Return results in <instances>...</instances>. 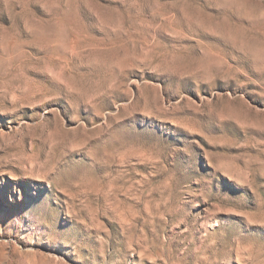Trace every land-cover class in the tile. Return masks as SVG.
Returning a JSON list of instances; mask_svg holds the SVG:
<instances>
[{
	"label": "rangeland",
	"instance_id": "374dc122",
	"mask_svg": "<svg viewBox=\"0 0 264 264\" xmlns=\"http://www.w3.org/2000/svg\"><path fill=\"white\" fill-rule=\"evenodd\" d=\"M0 264H264V0H0Z\"/></svg>",
	"mask_w": 264,
	"mask_h": 264
}]
</instances>
